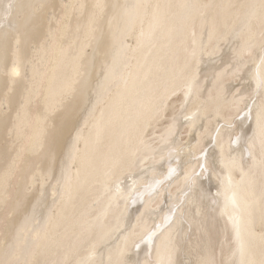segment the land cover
Returning a JSON list of instances; mask_svg holds the SVG:
<instances>
[{"label": "bare ground", "instance_id": "6f19581e", "mask_svg": "<svg viewBox=\"0 0 264 264\" xmlns=\"http://www.w3.org/2000/svg\"><path fill=\"white\" fill-rule=\"evenodd\" d=\"M0 264H264V0H0Z\"/></svg>", "mask_w": 264, "mask_h": 264}]
</instances>
